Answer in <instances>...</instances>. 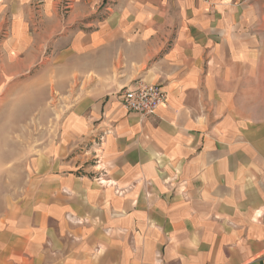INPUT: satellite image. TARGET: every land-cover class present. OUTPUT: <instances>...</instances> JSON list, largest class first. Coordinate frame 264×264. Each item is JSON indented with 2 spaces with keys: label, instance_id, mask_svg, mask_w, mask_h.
Listing matches in <instances>:
<instances>
[{
  "label": "crops",
  "instance_id": "crops-1",
  "mask_svg": "<svg viewBox=\"0 0 264 264\" xmlns=\"http://www.w3.org/2000/svg\"><path fill=\"white\" fill-rule=\"evenodd\" d=\"M0 36L80 94L0 211V264H264V0H0ZM138 83L150 117L121 105Z\"/></svg>",
  "mask_w": 264,
  "mask_h": 264
},
{
  "label": "rangeland",
  "instance_id": "rangeland-1",
  "mask_svg": "<svg viewBox=\"0 0 264 264\" xmlns=\"http://www.w3.org/2000/svg\"><path fill=\"white\" fill-rule=\"evenodd\" d=\"M52 54L50 47L41 55L29 47L25 64L16 58L4 65L0 49V211L27 199L29 172L41 167L45 143L55 134L46 120L80 96L67 77L68 61Z\"/></svg>",
  "mask_w": 264,
  "mask_h": 264
},
{
  "label": "built area",
  "instance_id": "built-area-1",
  "mask_svg": "<svg viewBox=\"0 0 264 264\" xmlns=\"http://www.w3.org/2000/svg\"><path fill=\"white\" fill-rule=\"evenodd\" d=\"M121 105L128 113H137L142 117H150L164 105L166 95L155 85L138 83L131 89H123Z\"/></svg>",
  "mask_w": 264,
  "mask_h": 264
}]
</instances>
